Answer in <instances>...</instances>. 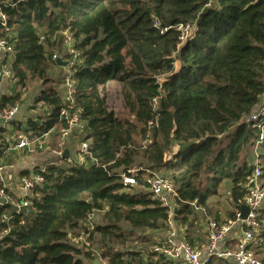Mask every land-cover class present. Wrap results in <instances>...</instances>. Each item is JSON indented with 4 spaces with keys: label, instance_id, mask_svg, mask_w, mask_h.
Segmentation results:
<instances>
[{
    "label": "trees",
    "instance_id": "16d2710c",
    "mask_svg": "<svg viewBox=\"0 0 264 264\" xmlns=\"http://www.w3.org/2000/svg\"><path fill=\"white\" fill-rule=\"evenodd\" d=\"M0 13L5 17L0 38L13 49V87L2 96L1 110L21 102L19 90L29 77L40 80L35 103L43 117L16 128L29 137L55 132L57 141L63 101L46 74L49 63L57 65L52 51L68 36L79 55L70 68L73 112L85 123L81 141L88 144L81 164L63 160L42 172L35 169L43 183L33 189L27 207L17 212L0 205V233L9 229L0 240V264L94 260L92 250L82 252L69 241V232L81 229L94 212L103 213L106 224L86 234L92 233L89 239L97 234L101 243H125L120 224L131 231L164 232L167 210L137 189L147 188L152 170L171 171V178L160 177L174 187L173 219L182 226L197 210L217 222L222 213L234 217L254 169L255 147L264 179V119L247 122L264 96V0H0ZM185 26L189 34L182 41ZM110 82L121 85L133 122L109 110L103 91ZM1 142L0 157L9 147ZM173 146L179 149L167 159ZM203 171L207 185L197 188L194 180ZM122 175L136 185H125ZM224 182L228 209L213 212L211 201ZM4 216L11 219L8 225ZM258 220L260 231L247 249L264 262V209ZM184 238L195 246L187 230ZM144 253L100 251L107 264H144Z\"/></svg>",
    "mask_w": 264,
    "mask_h": 264
},
{
    "label": "built area",
    "instance_id": "2783aa9c",
    "mask_svg": "<svg viewBox=\"0 0 264 264\" xmlns=\"http://www.w3.org/2000/svg\"><path fill=\"white\" fill-rule=\"evenodd\" d=\"M0 23L5 27V17L0 13ZM189 34V27L182 28L181 40L184 41ZM65 48L68 60L62 61L65 63L64 69L73 67L78 60V53L74 49L73 41L66 36ZM13 49L12 45L6 39L0 38V102L6 90L13 82V75L9 69ZM63 92L61 99L63 107L59 112V120L64 123V126L59 130V135L56 141L55 148L51 151L55 161L49 165H61L64 159L65 144L70 135L83 134L85 123L79 119L77 113H74V81L72 73L69 69L67 75L62 80ZM156 100L152 101L153 109L156 108ZM18 113V105L15 107L1 110L0 103V133L6 131L11 125ZM264 119V100L255 108L247 122L257 123ZM153 123L148 124V128L153 127ZM36 148H41V137H29L20 135L15 144V149L25 150L27 153H34ZM79 156L81 164L82 157L88 153V144L81 141L79 145ZM257 148L254 149V169L246 182V194L243 199V205L248 209V215L245 220L240 218V210L237 211L232 219L226 220L224 223H218L214 220H208L206 227L207 242L202 247L190 246L179 231V225L173 219V213L176 211L175 199L177 197L172 183L160 176L149 173L145 179L147 191L151 194L152 199L156 201L160 207L167 210V220L165 222L166 230L164 235L157 240L150 248L149 254L144 259V264H150L158 260L173 264H210L213 260H222L229 264H264L263 261L257 259L254 254L247 249L248 244L253 241L254 236L260 231L261 224L258 220V213L264 209V179L257 161ZM68 161V160H67ZM70 163V162H68ZM44 168V167H43ZM43 168H39L42 172ZM4 167L0 165V205H9L19 212L24 207L29 205L28 198L33 189L43 183V177L39 173L30 172L28 176L18 178V187L21 196L14 199L9 193L4 191L3 184ZM137 171H131L135 173ZM122 181L125 185L135 186L136 182L133 177L122 175ZM93 213L89 214L85 219L88 228L90 225ZM10 217L4 216L2 222L9 224ZM9 232L6 228L0 233V240ZM233 247L228 248V243H232ZM93 264H107L100 252L94 251Z\"/></svg>",
    "mask_w": 264,
    "mask_h": 264
},
{
    "label": "rangeland",
    "instance_id": "374dc122",
    "mask_svg": "<svg viewBox=\"0 0 264 264\" xmlns=\"http://www.w3.org/2000/svg\"><path fill=\"white\" fill-rule=\"evenodd\" d=\"M52 61L62 60L67 61V53L64 43H57L56 47L52 51ZM71 67L66 69H62L61 67L53 64L52 62L48 65V70L46 74V78L50 81L48 86L53 87L57 93L61 96L63 92L62 80ZM42 82L35 78H28L25 83V87L20 89L21 93V102L18 104V113L16 115L15 121L12 123L11 129L6 131L4 135L1 137V144L7 145L8 143H12L17 141L18 135L22 134V132L16 130V126L24 129L27 120H36L43 117V109L39 104L35 103L36 97L39 95L42 90ZM13 87V82L10 87L7 88V94L10 93V90ZM62 91V92H61ZM103 95H105L107 100V105L110 111H112L117 118L121 120H128L133 122V117L130 116L128 111H126L123 107V101L121 96V85L117 82H110L106 85ZM264 99V96H263ZM27 136V135H26ZM29 136V135H28ZM55 132L52 133L49 138L41 141V148H36L35 152L25 153V152H13L7 155L6 158L3 156L2 166L4 167L2 178L4 179V185L8 190L9 194L17 199L21 196V192L18 189V178L22 176L23 171L26 173L34 172L35 169H39V167L43 168L46 165H49L55 158L52 156L51 151L54 149L52 145V141L54 139ZM73 140L75 141V146L77 151L79 150V145L82 140L83 135H73ZM7 140V141H6ZM147 144V143H143ZM142 144V145H143ZM223 145V144H222ZM179 146H173L171 148V154H167L166 158L169 159L172 156V153L177 151ZM246 158L248 162L252 161V156L250 152L246 153ZM0 157V158H1ZM140 163V162H137ZM6 168V169H5ZM136 169V170H135ZM139 170V164H137L133 171ZM158 176L165 177L166 179L171 178V171L168 169H160V170H152ZM207 179V172L203 171L199 174L196 180H194V185L197 188L205 187ZM143 192H147V188H138ZM228 190L229 183L224 182L220 187L218 197L211 201L212 206L211 209L213 212L216 210L220 211V209H228ZM32 194V193H31ZM30 194V197H31ZM218 207V208H217ZM223 210V211H224ZM90 225L92 228H88V226L83 224L81 229L75 230L73 232H69V241L71 245L76 247L82 252L90 251H109V252H123L127 253L130 250H139V251H148L151 243H155L158 237V234L149 230H140V231H131V229L124 225L120 224L121 232L126 235L128 238L125 243L120 244L119 242L113 243H101L100 237L97 234L92 235L89 239L90 235L86 234L90 232L93 228L98 226H104L106 224L104 219V214L101 212H94L93 217L91 218ZM208 220H213V217L210 216L207 211L197 210L195 211V217L190 219V223L186 226L179 225V231L183 237H185V230H187V235L190 240H192L193 245L195 246H203L207 240L206 238V227ZM226 220L225 215L221 214L220 222L224 223ZM215 221V220H214ZM93 232V231H92ZM159 232V231H157ZM84 264H93L92 259H83L81 258ZM213 264H223L221 261L214 260Z\"/></svg>",
    "mask_w": 264,
    "mask_h": 264
},
{
    "label": "crops",
    "instance_id": "0c3cea01",
    "mask_svg": "<svg viewBox=\"0 0 264 264\" xmlns=\"http://www.w3.org/2000/svg\"><path fill=\"white\" fill-rule=\"evenodd\" d=\"M57 66H59L58 64H57ZM59 67H61L62 69H64L62 66H59ZM62 92V91H61ZM7 93V92H6ZM61 96H62V93H61ZM264 99L262 98V101H263ZM261 101V102H262ZM12 126V124L8 127V129L6 130V131H8V130H10L11 127ZM19 127V126H18ZM21 128V127H20ZM12 130V129H11ZM16 130L18 131V129L16 128ZM6 131H2L1 133H0V141H1V137L4 135V133L6 132ZM52 133L53 132H49L48 134H46V135H43L42 137H41V141H43V140H45L46 138H49V136H51L52 135ZM20 135H22V134H20ZM20 135H18V137L20 136ZM73 134L72 135H70L69 136V138L67 139V141H66V144H65V152L67 153V160H68V162H75V163H79L80 162V156H79V154H78V151H77V149H76V146H75V141L73 140ZM56 139V134H55V136H54V139H53V141H52V145L54 146V148H55V140ZM7 141V140H6ZM16 142L17 141H15V142H13V144L12 143H9V147L7 146V148L3 151V154L2 155H4V158H6L7 157V155H9V154H11V153H13V152H25V153H27L25 150H17V149H15V144H16ZM3 160V156L0 158V165L2 166V161ZM3 167V166H2ZM40 168V167H39ZM6 169V168H5ZM23 172H25V171H23ZM21 177V176H20ZM3 179V178H2ZM3 184H4V179H3ZM5 186V185H4ZM5 188H6V186H5ZM18 189H19V187H18ZM20 192V191H19ZM155 232V231H154ZM165 232V231H164ZM164 232H161V231H159V232H156L157 234H158V237H157V239L156 240H159L163 235H164ZM206 238H207V235H206ZM206 242H207V240H206ZM206 242H205V244H206ZM204 244V245H205ZM203 245V246H204ZM230 246H232L233 247V241H232V243L230 242V243H228V248L230 247ZM151 247V246H150ZM196 247H198V246H196ZM145 253L144 254H146L145 255V257L146 256H148V254H149V250L148 251H144ZM157 261H155V262H153V263H156ZM177 264H180V263H177Z\"/></svg>",
    "mask_w": 264,
    "mask_h": 264
},
{
    "label": "water",
    "instance_id": "95a60500",
    "mask_svg": "<svg viewBox=\"0 0 264 264\" xmlns=\"http://www.w3.org/2000/svg\"><path fill=\"white\" fill-rule=\"evenodd\" d=\"M56 63H57L59 66H62V67H65V66H66L65 63H62L60 60H57ZM67 158H68V157H67V153L65 152V153H64V159L67 160ZM240 214H241L240 218H241L242 220H245L246 217H247V215H248V209H247L245 206H241V207H240Z\"/></svg>",
    "mask_w": 264,
    "mask_h": 264
}]
</instances>
